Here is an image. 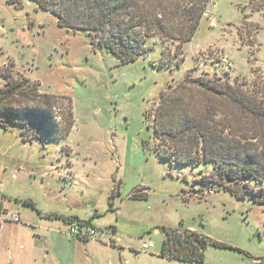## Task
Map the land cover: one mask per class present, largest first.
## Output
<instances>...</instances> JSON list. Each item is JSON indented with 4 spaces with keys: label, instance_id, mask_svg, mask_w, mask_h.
Returning a JSON list of instances; mask_svg holds the SVG:
<instances>
[{
    "label": "rangeland",
    "instance_id": "rangeland-1",
    "mask_svg": "<svg viewBox=\"0 0 264 264\" xmlns=\"http://www.w3.org/2000/svg\"><path fill=\"white\" fill-rule=\"evenodd\" d=\"M188 1L163 3L186 7ZM181 16L180 10L160 12L167 33L153 32L147 50L121 63L109 49L93 46L87 32L58 26L34 0H0V69L10 68L38 84L41 94L58 98L59 122L69 116L67 133L46 142L22 141L20 125L0 126V204L5 196L11 206L14 198L45 206L69 201L96 228L81 245L64 242L41 251L33 264H189L160 256L168 227L228 246L207 245L203 264H264V205L251 193L237 198L195 181L211 170L210 162L176 163L154 147L163 97L173 124L183 113L220 121L240 115L226 100L182 85L186 76L237 79L264 97V0H210L184 42L174 38L184 26ZM135 192L146 197L133 198ZM4 223L0 264H29L28 245L10 259L6 237L19 222ZM66 234L72 237L69 227ZM143 242L153 246L143 250Z\"/></svg>",
    "mask_w": 264,
    "mask_h": 264
},
{
    "label": "trees",
    "instance_id": "trees-1",
    "mask_svg": "<svg viewBox=\"0 0 264 264\" xmlns=\"http://www.w3.org/2000/svg\"><path fill=\"white\" fill-rule=\"evenodd\" d=\"M34 1L56 17L58 26L87 32L93 46H103L121 63H127L148 49L147 38L153 32L167 33V25L157 17L160 12L168 16L180 10L184 26L174 38L184 42L195 34L210 0H189L186 7L164 6L163 0ZM0 78L1 127L20 125L22 141L46 142L67 133L69 116L65 113L66 120L62 124L54 112L58 98L41 94L38 84L25 76H14L10 68L0 69ZM181 82L226 100L240 115L235 121H220L183 113L179 122L173 124L163 105V97L157 108L160 125L155 132L156 152L180 164L210 162L211 170L196 177L195 181L216 185L217 189L226 190L237 198L251 193L254 201L264 205V186L255 185L264 180V97L258 96L257 90L245 87L243 81H230L208 73L186 76ZM132 197H146V193L135 192ZM55 217L92 224L90 219ZM166 233L160 256L168 259L203 264L207 245L228 247L194 230L168 227Z\"/></svg>",
    "mask_w": 264,
    "mask_h": 264
},
{
    "label": "crops",
    "instance_id": "crops-1",
    "mask_svg": "<svg viewBox=\"0 0 264 264\" xmlns=\"http://www.w3.org/2000/svg\"><path fill=\"white\" fill-rule=\"evenodd\" d=\"M7 197L8 196L3 197L0 204V214L4 215L3 220L1 221L0 219V230L6 225L4 222L10 220L9 209L13 211L10 212L11 214L14 213L15 210V212L19 213L17 232L10 237H6L7 251L11 255L10 259L13 257L15 258L16 255H20L25 249V245H28L30 247L29 264H33L35 261L38 262L37 259L40 260L41 251L46 250L50 252L51 247H54L56 244L62 245L64 242H68L81 245L82 241L86 242L88 240L84 241V239H78L74 236L68 237L66 234V229L69 227L70 223L77 220L68 222L64 218L55 217V215H59L62 217H77L81 220H88V218L82 217L83 214H81L80 210L74 208L73 203L69 201H57L55 204L53 203L45 206L39 204L38 201L32 198H14L15 204L11 206L10 196ZM5 204L7 206L3 209ZM9 205L11 208L8 207ZM26 207L29 209H26ZM91 223L93 222L91 221ZM28 234H30V236H28ZM73 237L76 238V240H73ZM48 255H50V253ZM48 257L49 256H47V258ZM53 264H63V262L55 260Z\"/></svg>",
    "mask_w": 264,
    "mask_h": 264
},
{
    "label": "built area",
    "instance_id": "built-area-1",
    "mask_svg": "<svg viewBox=\"0 0 264 264\" xmlns=\"http://www.w3.org/2000/svg\"><path fill=\"white\" fill-rule=\"evenodd\" d=\"M2 30H3V25L0 22V31ZM220 59L224 65H227L229 62V59L225 56H222ZM10 219L18 221L19 213L18 212L12 213L10 215ZM95 233H96L95 226L86 222L73 221L69 225V234L80 239H89L93 235H95ZM152 246H153L152 243L143 242L141 244V249L147 250L150 249ZM189 264H200V263L190 262Z\"/></svg>",
    "mask_w": 264,
    "mask_h": 264
}]
</instances>
